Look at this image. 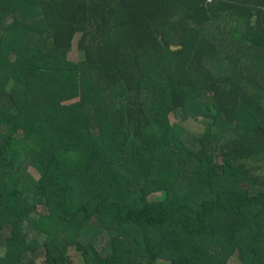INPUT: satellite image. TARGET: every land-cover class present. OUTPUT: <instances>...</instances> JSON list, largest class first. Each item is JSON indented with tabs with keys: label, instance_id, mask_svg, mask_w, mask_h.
Returning a JSON list of instances; mask_svg holds the SVG:
<instances>
[{
	"label": "trees",
	"instance_id": "trees-1",
	"mask_svg": "<svg viewBox=\"0 0 264 264\" xmlns=\"http://www.w3.org/2000/svg\"><path fill=\"white\" fill-rule=\"evenodd\" d=\"M72 99L93 152L61 166ZM170 114L208 122L184 139ZM69 248L264 264V0H0V264Z\"/></svg>",
	"mask_w": 264,
	"mask_h": 264
},
{
	"label": "rangeland",
	"instance_id": "rangeland-1",
	"mask_svg": "<svg viewBox=\"0 0 264 264\" xmlns=\"http://www.w3.org/2000/svg\"><path fill=\"white\" fill-rule=\"evenodd\" d=\"M77 39L76 36L72 42L71 49L69 51V59L72 61H78L83 58V54L77 48ZM66 109L72 119V122L75 126V132L73 136V142L68 145H63L60 152H59V163H62L61 166H66L65 164H72L82 161H87L90 158L91 153L93 152L91 138L88 135V131L85 128V121L83 112L80 107V102L78 99L67 100L65 103ZM167 124H170L172 127V134L175 133L177 136H182V138H190L193 134H198L202 129L203 126L208 120L202 117H196L187 120H180L179 118L169 115L166 117ZM166 126L160 132V136L166 140V134L164 135L163 131L165 132ZM175 131V132H174ZM174 137H176L174 135ZM71 150L73 157L70 160L69 149ZM72 162V163H71ZM30 172H32L30 170ZM33 173V172H32ZM161 197L160 193L153 194L150 198H158ZM139 209V206H137ZM68 254L70 255V264H83V259L78 251L73 248H69ZM237 262V257L234 256L230 259V263L233 264ZM36 264H39L36 263Z\"/></svg>",
	"mask_w": 264,
	"mask_h": 264
}]
</instances>
